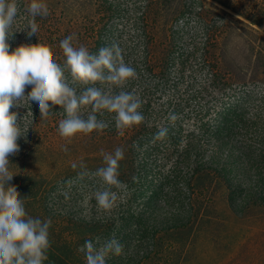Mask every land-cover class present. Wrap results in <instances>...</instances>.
<instances>
[{
    "label": "rangeland",
    "instance_id": "1",
    "mask_svg": "<svg viewBox=\"0 0 264 264\" xmlns=\"http://www.w3.org/2000/svg\"><path fill=\"white\" fill-rule=\"evenodd\" d=\"M85 1L87 0H18V5L20 9V2L35 3L42 10L45 5L52 6L64 22V27L62 25L57 30L60 36H64L65 32L71 34L75 31L69 24L66 26L67 22L79 12H87L88 3ZM122 1L124 5L121 10L126 19H123V27L116 29L123 32L125 38L136 41L143 27L136 18L149 5L150 0ZM203 1L204 9L210 11L211 2ZM200 4L199 0H168L157 11L163 20H169L171 29L180 31L186 27L189 33L196 35V44L189 45L187 42L184 50L185 54L192 53L193 58L183 65H175L173 62L163 76L153 72L148 74L143 72L144 67L139 59L143 50L139 46L126 56L120 54L124 63L135 68L137 75L116 87L117 92L131 91L138 99L144 95L149 101V105H145L147 108L142 114L141 125L132 132L134 138H139L136 148L130 151L128 137L125 143L116 142L120 144L108 142L102 137L97 141L91 140L90 134L76 133L70 138H62L57 131L52 134L50 126L44 124L41 139H35L31 143L35 153L27 155L14 167L9 164L10 173L13 168H33L32 170L39 172L36 174L42 175L49 182L50 196L47 206L61 212L65 218L64 229L77 238L76 242L90 240V233L96 235V232L102 230L98 226H106L107 237H97L92 241L99 245L115 238L122 245L119 255H110L115 264H140L139 261L148 254L151 246L153 253L160 249L157 258L173 255L174 252L169 249L173 241L181 243L184 248L179 264H264L263 206L248 209L241 218L236 219L222 203L216 201L206 212L214 214L220 220H203L184 240L180 237L172 239L165 234H153L151 230L153 224L162 223L175 211L189 210L187 183L180 176H172L171 169L174 161H182L184 158L182 148L187 143L185 137L191 132L197 135L195 122L198 118L206 126L202 133L210 136L216 130L220 136L223 134L224 140L232 136L236 146L233 153L235 158L243 156L248 165L253 168L256 165L260 168L261 165L264 172V68L256 65L252 54L248 53L251 56L249 58L242 49H238L234 65L228 68L224 64L220 66L221 83L215 88L207 87L203 95L208 99L206 112H198L193 103L185 102V99L189 100L197 92L199 86H203L211 69V66L203 65L198 59L200 37L195 24L198 18L185 13V7L188 6H194L196 13ZM149 7L152 8L151 3ZM25 9L26 6L23 11L20 9L14 25L17 30V46H24L28 52L39 53L45 50V54L63 68L64 57L60 48L50 50L48 44L42 45L40 42H34L28 47L30 37L27 34L26 19L23 18L27 16ZM91 10L93 9L90 5V12ZM159 30L160 27L153 29L155 34ZM259 32L264 37L262 30ZM72 44L74 47L84 46L88 50L85 39L81 43L72 41ZM163 51V48H158L156 54ZM63 77L77 96L85 88L92 87L73 83L67 69L63 70ZM189 81L192 83L188 84ZM99 88L102 93L110 94V90H105L104 86L100 85ZM19 111L23 113L24 110ZM89 111L90 106L81 109V118H86ZM174 111L177 120L175 127L171 120V113ZM228 117L230 128L220 129V123ZM171 127L175 128L172 132L169 130ZM161 128L166 129L164 136L157 135ZM201 142L203 148L204 140L201 139ZM116 148L123 151V158L118 166L131 169L125 177L117 176L121 186H113L111 189L116 193V199L111 207L104 209L94 199L93 193L101 190L102 186L92 173L103 166V156L112 153ZM260 149H263L262 152ZM132 168L135 171L131 172ZM160 263L165 264L164 261ZM43 264L51 263L44 260Z\"/></svg>",
    "mask_w": 264,
    "mask_h": 264
},
{
    "label": "trees",
    "instance_id": "2",
    "mask_svg": "<svg viewBox=\"0 0 264 264\" xmlns=\"http://www.w3.org/2000/svg\"><path fill=\"white\" fill-rule=\"evenodd\" d=\"M166 1L168 0H150L152 8L149 7L150 3L145 8L143 7L144 11L136 18L143 25L136 41L125 38L123 32L116 29L119 26L123 27V19H126L123 10H121V6L124 5L122 0L85 1L88 3L87 12L85 14L77 12L78 14L67 22L66 26L69 24L73 30L75 28V31L71 34L65 32L64 36H60L57 31L60 26L63 25L64 27V22L60 20L52 6L45 5L44 10H46L48 21L36 25L38 32L36 42H40L42 45L48 44L50 50H56L59 48L60 40L72 36V41L79 43L85 39L88 42V51L92 54H95L101 47L115 45L120 49V54L123 56L139 46L143 50L139 58L144 67L143 72L148 74L153 72L163 76L167 73L168 66L172 65L173 62L175 65L179 63L183 65L193 58L192 53L185 54L184 50L187 42L189 45L196 44V35L189 33L186 27L180 31H175L169 27V20H163L162 16L157 14L161 4ZM199 1L201 4L196 13H194V6L193 8L192 6L185 7V13L193 14L198 18L195 23L200 37L198 59L203 65L211 66V69L208 72L209 75L204 79L203 86L205 88L199 86L197 92L189 100L185 99V102L193 103V107L198 112H206L208 99L203 96L206 88L209 86L215 88L221 83L219 79L220 66L224 64L228 68L234 65L237 60L236 52L238 49H242L249 58L251 56H248V53L252 54L256 65L264 68V37L259 32L262 30L264 33V0H209L211 2L210 11L204 9L203 0ZM29 4V2H20V9L23 11L24 6ZM90 5L93 9L91 12ZM37 8L40 9L39 6ZM218 14L220 16H217ZM155 27L157 29L160 27L159 33H154ZM6 43L9 44V50L17 46L15 31L10 37L6 36ZM158 48H163L165 51L156 54ZM176 54L177 56H175ZM225 71L228 72V70ZM190 83L192 82L189 81L188 84ZM100 85L104 86L105 90H110V94L117 92V86L107 83H95L92 84V87L99 88ZM139 100L140 107L137 111L143 114L147 108L145 105H149V101L144 95H141ZM19 110L20 108L15 109L14 114L21 117L26 114L25 111L21 113L22 111ZM171 114V120L174 121L173 127H175L176 111ZM113 115L103 111L96 114L97 119L104 122L106 126L100 131L94 130L89 133L90 139L97 141L102 137L111 143H125L128 137L130 140L129 148L132 151L133 148H136L135 145L139 140L137 137L134 138L132 132L134 133L141 123L117 130L114 127ZM230 115L231 112L229 111ZM63 118H65V114L63 108L59 106H51L49 115L44 118H40L39 113L35 112L34 116L30 118L32 124L27 133L28 139L23 140V144L19 145L21 153L10 164L14 167L27 155H33L35 149L31 143L35 139L37 141L41 139V130H43L44 124H48L50 131L54 134L57 131L58 123ZM229 120V117L225 118L223 123H220L219 128L227 129ZM195 125L197 135L191 132L185 137L187 143L182 148L184 158L182 161H174L171 169L172 176H180L187 183L189 210L187 212L175 211L170 218L164 219L162 223L153 224L151 226L153 234L169 235L172 239L177 237L186 239V236L192 234L203 220H220L214 214L206 212L216 201L222 203L236 219L241 218L244 211L248 209L264 207V172L261 170V165L260 168H257L258 165L253 168L246 163L243 156L235 158L233 153L236 146L232 136H228L224 140L223 134L220 136L216 130H213L210 136L202 133L206 126L203 125L200 118L196 120ZM173 129L175 128L171 127L169 130L172 132ZM77 134L85 135L83 133ZM201 139L204 140L203 148ZM262 150L260 149L261 152ZM13 169L10 173L13 190L19 193L24 202L26 213L31 217L40 218L42 221L45 219L49 221V247L45 260L51 264H85L83 252L79 250L84 241L76 242L77 238L69 230L64 229L65 218L61 212L52 210L47 206L50 196L49 182L42 175L36 174L39 172L32 170L33 168L27 170ZM130 169V167L118 166V177H125ZM133 171H135L134 168L131 172ZM215 195H217L216 198ZM98 227L102 230L96 232V235L90 233L91 241L97 237H107L106 226ZM171 243L169 249L172 253L174 252L173 255L157 258L160 249L153 253L151 246V250L141 258L139 263L151 264L155 262L162 264L160 262L164 261L165 264L166 262L179 264L184 248L179 242L173 241ZM105 264H115L110 255L106 258Z\"/></svg>",
    "mask_w": 264,
    "mask_h": 264
},
{
    "label": "clouds",
    "instance_id": "3",
    "mask_svg": "<svg viewBox=\"0 0 264 264\" xmlns=\"http://www.w3.org/2000/svg\"><path fill=\"white\" fill-rule=\"evenodd\" d=\"M25 11L30 47L38 39L36 25L47 23L48 16L35 3L27 5ZM19 15L18 0H0V264H43L49 247V221L26 213L19 193L13 190L9 169L10 162L21 153L22 140L28 139L30 118L35 112L44 118L51 106L62 107L65 118L58 123L57 132L62 138H70L76 133L87 135L104 129L105 123L96 116L101 111L114 114L117 130L139 124L143 116L137 111L140 100L131 91L106 94L97 87H87L77 96L64 80V69L69 71L73 83L84 85L101 82L119 87L135 78V68L123 62L118 47H101L92 54L84 46L74 47L73 37L67 36L59 42L64 57L62 68L43 51L28 52L19 45L9 50L6 36L17 31L14 25ZM89 106L86 119L81 118V109ZM17 108L26 114L15 115ZM165 133L166 129L161 128L157 135ZM122 158L123 151L116 148L103 156V166L92 173L102 186L93 193L101 208L111 207L116 199L111 189L121 186L117 169ZM80 251L85 264H105L109 255L121 253L122 245L115 238L99 245L85 240Z\"/></svg>",
    "mask_w": 264,
    "mask_h": 264
}]
</instances>
